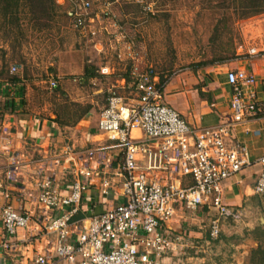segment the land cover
I'll return each instance as SVG.
<instances>
[{
  "label": "crops",
  "instance_id": "0c3cea01",
  "mask_svg": "<svg viewBox=\"0 0 264 264\" xmlns=\"http://www.w3.org/2000/svg\"><path fill=\"white\" fill-rule=\"evenodd\" d=\"M253 20L257 23L263 21V25L251 28L252 38L261 31L264 33V14ZM245 46L247 53L241 55L238 49L239 56L235 59L176 73L163 86L160 85L161 77L157 75L165 103L177 110L192 127L231 123L228 142L231 145L243 142L250 151V164L222 183V197L232 215H220L210 205L189 208L184 203L177 204L175 217L161 227L174 247L159 257L160 264H264V195L255 191L256 181L264 168L260 162L264 128L259 119L242 123L234 121L232 89L227 78L230 70H247L256 77V84L247 90L253 89L259 99H264V55L252 57L248 53L251 47L264 49V44L260 48L256 40L248 41ZM106 68L111 73L110 67ZM122 75L116 72L114 76L100 78V83L106 81L98 91L116 87L126 103L135 106L140 94L135 85L128 83ZM101 112L94 108L77 125L64 129L54 121L49 124L39 119H18L15 115L5 120L3 131L9 139L0 149V181L4 184V191L10 195L11 204L20 212L29 213L32 219L28 227L20 229L16 235H9L0 221V264H37L36 258L42 253L49 254L51 264H71L60 261L55 251L59 234L46 230V225L65 210L60 207L48 209L37 199L36 181L49 172L48 166L55 165L57 161L60 164L53 170V184L62 196L71 192L78 169L87 167L94 171L93 177L83 178L89 186L76 220L86 221L125 200L122 189L123 149L117 140L100 131ZM259 129L262 130L260 136L255 134ZM133 139H146V135L141 130H134ZM149 143L156 152L158 144ZM9 155L19 159L20 181L6 176ZM139 163L151 179H157L164 185L170 182L166 171L147 169L146 154L139 156ZM105 175L111 179L108 194L102 192ZM182 184L190 186L192 179L186 177ZM6 201L5 195L1 194L0 206ZM214 219H219L221 224V233L216 240L211 234ZM75 238L76 235H72L69 240Z\"/></svg>",
  "mask_w": 264,
  "mask_h": 264
},
{
  "label": "built area",
  "instance_id": "2783aa9c",
  "mask_svg": "<svg viewBox=\"0 0 264 264\" xmlns=\"http://www.w3.org/2000/svg\"><path fill=\"white\" fill-rule=\"evenodd\" d=\"M58 1L61 3V0ZM74 5L76 10L70 11V14L78 18L76 27L84 34L96 35L90 27L95 21V16H91L89 11L90 0H75ZM103 12L109 14V11ZM83 17L88 19L89 24H83ZM239 50L243 51V45ZM248 53L252 57L262 56L264 49L251 47ZM149 68L144 70L139 64L132 66L134 85L140 94L138 104L129 106L118 88L113 87L99 120L100 131L117 140L123 149L122 189L125 200L104 213L79 221L76 216L89 186L83 178L93 177V170L87 167L78 169L71 192L64 196L53 184L55 175L52 173L59 166V161L48 166L49 172L36 181L38 202L51 210L57 207L65 210L46 225L47 232L59 234L55 251L62 262L160 264L159 257L174 247L161 227L175 217L177 204L184 203L189 208L210 205L220 215H232L222 197V183L250 164L248 145L243 142L231 145L228 142L231 123L192 127L177 110L165 103L157 75H153L152 67ZM101 72L110 74L106 67ZM227 78L232 89L234 121L242 123L259 119L264 128V99H259L253 89L247 90L256 84L255 75L244 69H234L228 72ZM50 85L58 87L54 79ZM134 130L143 131L146 139L134 140ZM255 134L260 136L262 130H256ZM7 139L9 137L2 128L0 149ZM148 141L158 144L156 152ZM141 154L148 156L147 169L167 172L170 180L167 185L151 179L148 172L142 169L139 163ZM260 162L264 167V143ZM20 173L18 157L9 155L7 178L20 181ZM186 177L192 179V185L187 187L182 184ZM102 187L103 194H108L111 179L107 175L102 179ZM255 191L264 195V168L256 181ZM1 194L7 201L0 206V221L9 235H16L20 229L28 227L31 215L20 212L11 204L10 195L4 191V184L0 181ZM220 233V221L214 219L212 237L216 239ZM72 235L76 238L69 240ZM36 263L51 264L49 254H39Z\"/></svg>",
  "mask_w": 264,
  "mask_h": 264
},
{
  "label": "rangeland",
  "instance_id": "374dc122",
  "mask_svg": "<svg viewBox=\"0 0 264 264\" xmlns=\"http://www.w3.org/2000/svg\"><path fill=\"white\" fill-rule=\"evenodd\" d=\"M218 2L214 0V4ZM91 3L89 11L95 21L90 27L96 31L94 36L84 34L68 19L67 11L76 10L73 0H61L65 6L53 12L51 27L42 30L26 11H22L21 29L10 18L6 20L0 15V78L2 71L10 69L25 79L27 120L39 119L50 124L58 113L66 112V106L76 110L75 104L90 105L91 110L101 112L110 90L98 91L106 81L100 83L99 76L86 82L81 80L88 64L94 66L98 75L106 66L111 73L105 76H114L139 64L144 70L153 67L160 77L169 78L176 73L195 71L200 63L218 64L224 58H237L241 45V55L247 53L248 41L257 40L260 48L264 44L262 31L254 38L250 32L254 25L262 26L263 21L255 22L256 16L238 19L236 11H212L208 0H91ZM24 60L27 62L23 63ZM13 67L17 69L13 71ZM53 76L57 77L61 90L50 88ZM3 100L0 90V101ZM71 110L72 115L77 114Z\"/></svg>",
  "mask_w": 264,
  "mask_h": 264
},
{
  "label": "trees",
  "instance_id": "16d2710c",
  "mask_svg": "<svg viewBox=\"0 0 264 264\" xmlns=\"http://www.w3.org/2000/svg\"><path fill=\"white\" fill-rule=\"evenodd\" d=\"M66 3L67 2H65V4ZM208 4L212 11H236L238 19H247L264 14V0H219L217 4H214V0H208ZM64 6L65 5L59 3L58 0H0V15H2L6 20L10 18L11 23L16 24L17 27L21 29L22 11H26L25 13L30 16L31 21L35 23V26L42 30L51 27V22L54 18L53 12L59 11ZM91 8L92 3L90 9ZM239 11L242 12L240 13ZM66 15L68 19L73 20L74 24L77 25L78 18L75 17V15H71L70 11H67ZM90 15L92 16V11ZM82 22L83 24H89L86 17L82 18ZM216 32L217 34L221 32L220 27H217ZM21 47L22 46H20L19 48ZM238 56L239 55L237 54V57ZM233 58L236 57L233 56L231 58H224L219 62L223 63L225 61L232 60ZM25 62L27 61L24 60L23 63ZM214 64L215 63L204 62L200 63L196 68H203ZM12 69L14 71L17 68L13 67ZM152 70L153 75H158L153 67ZM98 71L100 72V70ZM99 74L101 76L95 72L94 66L88 64L85 66V74L84 77L81 78V80L83 82H86L90 78H102L105 76L101 73ZM1 76H3V78H0V90L2 91V95L5 100H3V102L0 101V134L7 117L6 115H15L16 117H19V119L26 120V113L28 114L26 109L28 102L25 97V79L19 73H11L10 69H8L7 71H2ZM56 78L57 77L53 76V79L58 83V87L52 88L50 85V88L58 91L61 90V85ZM122 78H125L128 83H135V78L132 75V66L128 69V71L123 73ZM168 79V77L162 76L160 85L163 86ZM51 80L52 79H50V81ZM75 106L78 107L76 110L75 107L73 108L71 106H66V112L63 111V113H58L57 119L53 121L57 122L62 129L66 127H74L75 125H77L84 117H86L90 113L91 106H84L81 104H75ZM71 109L73 111L75 110L74 113L77 114L72 115L70 112ZM79 217H81V214L79 215Z\"/></svg>",
  "mask_w": 264,
  "mask_h": 264
}]
</instances>
